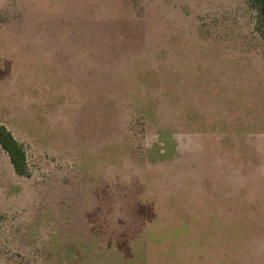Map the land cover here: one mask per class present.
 <instances>
[{"label": "rangeland", "instance_id": "374dc122", "mask_svg": "<svg viewBox=\"0 0 264 264\" xmlns=\"http://www.w3.org/2000/svg\"><path fill=\"white\" fill-rule=\"evenodd\" d=\"M251 0H0V264H264V31Z\"/></svg>", "mask_w": 264, "mask_h": 264}, {"label": "trees", "instance_id": "16d2710c", "mask_svg": "<svg viewBox=\"0 0 264 264\" xmlns=\"http://www.w3.org/2000/svg\"><path fill=\"white\" fill-rule=\"evenodd\" d=\"M257 10L258 21L264 31V0H251ZM0 145L8 154L15 172L20 176H29V164L24 145L14 136L10 129L0 124Z\"/></svg>", "mask_w": 264, "mask_h": 264}]
</instances>
